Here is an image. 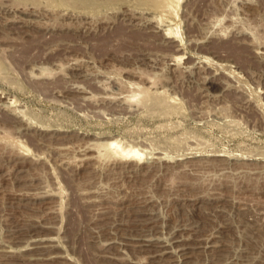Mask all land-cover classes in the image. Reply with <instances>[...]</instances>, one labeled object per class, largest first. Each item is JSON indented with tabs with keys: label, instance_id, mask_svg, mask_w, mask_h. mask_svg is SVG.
I'll use <instances>...</instances> for the list:
<instances>
[{
	"label": "rangeland",
	"instance_id": "rangeland-1",
	"mask_svg": "<svg viewBox=\"0 0 264 264\" xmlns=\"http://www.w3.org/2000/svg\"><path fill=\"white\" fill-rule=\"evenodd\" d=\"M143 3L0 0V264H264V0Z\"/></svg>",
	"mask_w": 264,
	"mask_h": 264
},
{
	"label": "bare ground",
	"instance_id": "bare-ground-1",
	"mask_svg": "<svg viewBox=\"0 0 264 264\" xmlns=\"http://www.w3.org/2000/svg\"><path fill=\"white\" fill-rule=\"evenodd\" d=\"M175 1H178V0H144V3L143 4H148L149 6H151V5H153L155 8H158V7H161V9L160 10H164V11H166L168 14H167V16H169V14H170V16H171V14H173L176 10H175ZM143 2V1H142ZM157 3V4H155V3ZM154 7H150V8H154ZM148 12H150V11H148ZM152 12V11H151ZM150 12V13H151ZM154 13V12H153ZM164 13V12H163ZM157 16V15H156ZM170 16L169 17H164V18H162L164 21H168V23H169V25L170 24H172V20H171V18H170ZM126 18V17H125ZM165 23V22H164ZM168 23H167V25H168ZM154 24V23H153ZM191 24V23H190ZM152 26V25H151ZM20 28V31H26V29L24 28H22V27H24V24H22V25H20L19 26ZM151 29V28H150ZM168 30H167V32L165 31V33H163L164 35V37H165V39H166V41L168 42V44H170V46H174V48L176 47H178V44L176 43V41L178 40V39H174V38H176V34H174L173 32H174V30L172 29V27H170V28H167ZM19 31V32H20ZM159 31V30H158ZM173 33V34H172ZM193 34V33H192ZM180 36V35H179ZM163 37V38H164ZM180 40V39H179ZM163 41V40H162ZM167 42L165 43V44H167ZM180 45V44H179ZM178 49V48H177ZM180 49V48H179ZM179 51V50H178ZM262 51V50H261ZM262 53L264 54V51H262ZM263 57V56H262ZM213 81H211V82H207V83H212ZM204 89H206V88H204ZM111 144V146H113L115 149H116V153L117 154H119L122 158L123 157H130L131 159H142V157H143V155H144V153L142 152V151H140L139 149H138V147L136 148V147H134L133 145H131V144H123L124 142L122 141V142H120V141H111L110 142ZM24 145H26V144H24ZM25 147H28V146H25ZM151 233V232H150ZM154 237V236H153ZM160 237V236H159ZM154 238H157V237H154ZM145 239H147L146 237H145ZM152 239V238H151ZM160 239H161V237H160ZM148 240H150V238H148ZM155 240V239H154ZM158 240V238L155 240V241H157ZM164 240V239H163ZM162 239H161V241H163ZM176 241H178L177 239H175ZM174 240V241H175ZM166 241V240H165ZM170 241V240H169ZM145 242H146V240H145ZM145 242L143 243V244H145ZM153 242L154 241H152V245H154L153 244ZM171 242V241H170ZM159 243H160V241H159ZM159 243H157V244H159ZM166 243V242H165ZM165 243H162L161 242V244H165ZM147 244V243H146ZM151 244V243H150ZM207 244V243H206ZM208 244H209V242H208ZM207 244V245H208ZM160 245V244H159ZM170 245V244H169ZM167 246V247H165L164 249L166 250V251H169L170 250V246ZM201 245V244H200ZM163 246V245H162ZM161 245H160V247H162ZM175 246V245H174ZM145 247H147V246H145ZM153 247V246H152ZM156 247V246H155ZM155 247H153V248H155ZM164 247V246H163ZM204 247V246H203ZM148 248V247H147ZM150 248V247H149ZM159 249V247H156L155 249ZM169 248V249H168ZM188 248V247H187ZM209 248V247H208ZM161 249V248H160ZM159 249V250H160ZM137 250V249H136ZM165 250H163V248H162V252L163 251H165ZM174 250H176V249H174ZM181 250H182V248H181ZM172 251V249L170 250V252ZM185 251H186V249H185ZM189 251V250H188ZM182 253V251H180L179 250V252H178V254L179 253ZM184 252V251H183ZM197 252V251H196ZM160 253H161V251H160ZM203 253V252H202ZM157 254H159V253H157ZM172 254H173V252H172ZM182 255V254H181ZM172 259V258H171ZM191 259V258H190Z\"/></svg>",
	"mask_w": 264,
	"mask_h": 264
}]
</instances>
